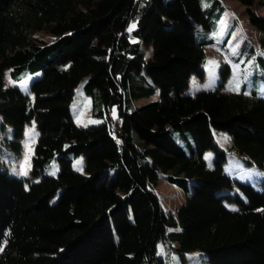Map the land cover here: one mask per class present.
Listing matches in <instances>:
<instances>
[{
	"label": "trees",
	"instance_id": "obj_1",
	"mask_svg": "<svg viewBox=\"0 0 264 264\" xmlns=\"http://www.w3.org/2000/svg\"><path fill=\"white\" fill-rule=\"evenodd\" d=\"M238 1L264 32L254 9L264 0ZM208 16L200 0H0V133L12 128L2 142L20 153L28 124L42 134L30 180L0 160V264H164L161 241L183 259L199 250L208 264H264V190L225 173L215 137L264 171V98L225 91L227 63L215 89L188 93L192 76L205 77ZM8 69L41 75L23 92L5 84ZM83 79L102 123L74 120ZM53 159L57 175L35 181ZM160 177L186 193L176 214L161 204Z\"/></svg>",
	"mask_w": 264,
	"mask_h": 264
},
{
	"label": "rangeland",
	"instance_id": "obj_2",
	"mask_svg": "<svg viewBox=\"0 0 264 264\" xmlns=\"http://www.w3.org/2000/svg\"><path fill=\"white\" fill-rule=\"evenodd\" d=\"M200 3L209 15L211 28L202 27L199 29V33H204L208 39L213 40V43L205 48L203 63L205 77L203 79L193 77L188 93L215 89L220 80V68L227 63L231 67V72L225 84V91L264 98V66L259 60L260 56L264 57V45L262 44L264 32L251 23L247 6L238 0H200ZM254 9L257 15L264 17V6H257ZM134 28L135 22L131 27L129 26V31ZM37 37L47 42H52L55 38L53 34L44 31L37 32ZM131 40L135 41L132 37ZM40 75L41 73H37L20 80L12 77L10 69H8L4 81L6 85H17L23 92H28L31 81ZM85 82L86 79L81 80L75 88L71 104L74 120L81 126L102 123L104 118L93 113L92 99L85 93ZM30 98L33 99V96L31 95ZM159 99L160 93H156L151 97L134 101V105L138 106ZM118 112V107L114 106L111 111L112 116L118 115ZM11 130L12 128L9 127L7 132L0 133V160L10 174L30 180L36 144L42 134L37 130L35 122L28 124L22 139V149L20 153H17L2 142L3 137H11ZM175 136L180 141L177 133ZM215 137L227 154V162L224 165L225 173L234 179L252 184L257 190H264V171L255 164H247L245 157L242 158L234 149L233 143L226 133L216 132ZM213 158V152L205 153V159L210 166L213 164ZM73 167L78 171L85 172L83 157L75 158ZM58 172L59 164L56 159H53L41 171V175L35 178V181L42 180L45 175H57ZM234 189L238 191L236 186ZM156 192L163 208L173 214L177 213L186 200L185 191L169 183L164 177H160ZM175 247H178L177 243L173 245L163 241L159 243L158 255L163 257L164 264H208L203 260L204 255L201 251L186 252L183 259Z\"/></svg>",
	"mask_w": 264,
	"mask_h": 264
},
{
	"label": "built area",
	"instance_id": "obj_3",
	"mask_svg": "<svg viewBox=\"0 0 264 264\" xmlns=\"http://www.w3.org/2000/svg\"><path fill=\"white\" fill-rule=\"evenodd\" d=\"M120 132H121L120 119L117 118L115 120V127L113 129V135L115 136L118 144H122V139L119 137Z\"/></svg>",
	"mask_w": 264,
	"mask_h": 264
},
{
	"label": "crops",
	"instance_id": "obj_4",
	"mask_svg": "<svg viewBox=\"0 0 264 264\" xmlns=\"http://www.w3.org/2000/svg\"><path fill=\"white\" fill-rule=\"evenodd\" d=\"M195 77V76H192V78Z\"/></svg>",
	"mask_w": 264,
	"mask_h": 264
},
{
	"label": "snow or ice",
	"instance_id": "obj_5",
	"mask_svg": "<svg viewBox=\"0 0 264 264\" xmlns=\"http://www.w3.org/2000/svg\"><path fill=\"white\" fill-rule=\"evenodd\" d=\"M133 27H134V25H133ZM131 30V29H130ZM79 163V162H78Z\"/></svg>",
	"mask_w": 264,
	"mask_h": 264
}]
</instances>
